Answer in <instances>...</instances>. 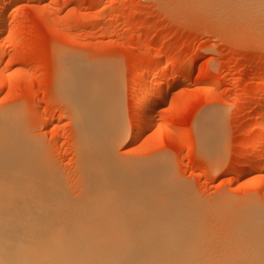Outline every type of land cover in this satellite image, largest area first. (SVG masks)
Wrapping results in <instances>:
<instances>
[{"label":"bare ground","instance_id":"obj_1","mask_svg":"<svg viewBox=\"0 0 264 264\" xmlns=\"http://www.w3.org/2000/svg\"><path fill=\"white\" fill-rule=\"evenodd\" d=\"M18 1L0 3V39L4 17ZM165 5L213 29L220 20L262 34V0H165ZM31 8L42 11L40 6ZM64 27L56 23L53 28L65 32ZM159 55L158 51L153 59ZM193 72L192 65L179 68L158 97L153 91L169 75L168 67L156 69L145 83L141 80L148 70L136 73L128 88L130 96L136 95L133 141L153 125L155 106L190 82ZM2 75L0 71V93L5 85ZM203 77L199 73L196 80ZM55 81V91L66 97L76 126V177L68 185L42 141L19 134L11 120L6 121L7 114H0V264H213L209 255L216 253L210 248L215 244L231 245L234 253L244 256L237 260L240 264H264V206L219 195L202 202L174 190L162 176L152 180L144 166L124 164L114 156V148L126 137L117 67H91L59 53ZM139 108L144 110L141 125ZM221 123L220 110H205L196 122L202 148L216 157L223 133L203 128ZM257 129L262 162L238 171V177L264 171V113ZM251 135L248 129L244 146ZM213 138L217 142L211 147L207 142ZM259 187L264 188V181Z\"/></svg>","mask_w":264,"mask_h":264},{"label":"rangeland","instance_id":"obj_2","mask_svg":"<svg viewBox=\"0 0 264 264\" xmlns=\"http://www.w3.org/2000/svg\"><path fill=\"white\" fill-rule=\"evenodd\" d=\"M32 6H40L42 11ZM172 11L165 0H19L4 17L0 39V71L5 82L0 114H7L6 121L11 120V128L19 134L42 141L48 159L70 185L76 177L77 133L66 97L55 91L56 56L60 53L91 67H117L122 78L126 137L114 148V156L121 163L144 166L142 170L152 180L162 176V182L174 190L202 202L214 201L219 195L252 199L264 206V188L259 187L264 171L237 176L243 168L262 162L256 140L264 113L260 107L262 34L220 20L213 29ZM88 20L91 22L85 24ZM56 23L65 26V32L54 30ZM165 65L169 75L153 91L156 97L179 68L192 65L194 72L190 82L170 91L166 102L155 106L153 125L133 141L131 115L136 95L130 96L128 88L141 69L148 70L141 80L145 83ZM199 73L204 77L196 80ZM205 110L222 111L219 127L203 128L223 133L219 157L206 146L203 149L198 138L196 122ZM143 116L144 110L139 108L138 125ZM248 129H252L251 142L244 146ZM216 142L213 138L207 143L213 147ZM215 246H210L217 249L209 255L213 264H240L237 260L244 258L229 244Z\"/></svg>","mask_w":264,"mask_h":264}]
</instances>
